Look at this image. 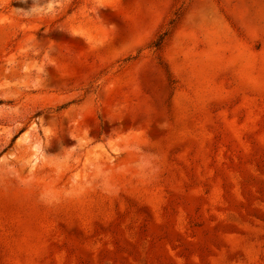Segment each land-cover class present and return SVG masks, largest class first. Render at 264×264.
<instances>
[{"label": "rangeland", "instance_id": "374dc122", "mask_svg": "<svg viewBox=\"0 0 264 264\" xmlns=\"http://www.w3.org/2000/svg\"><path fill=\"white\" fill-rule=\"evenodd\" d=\"M0 264H264V0H0Z\"/></svg>", "mask_w": 264, "mask_h": 264}]
</instances>
